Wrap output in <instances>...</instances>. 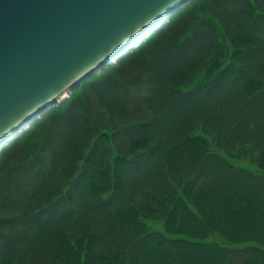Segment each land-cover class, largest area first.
Here are the masks:
<instances>
[{"label": "trees", "instance_id": "16d2710c", "mask_svg": "<svg viewBox=\"0 0 264 264\" xmlns=\"http://www.w3.org/2000/svg\"><path fill=\"white\" fill-rule=\"evenodd\" d=\"M0 264H264V0H192L4 148Z\"/></svg>", "mask_w": 264, "mask_h": 264}, {"label": "water", "instance_id": "95a60500", "mask_svg": "<svg viewBox=\"0 0 264 264\" xmlns=\"http://www.w3.org/2000/svg\"><path fill=\"white\" fill-rule=\"evenodd\" d=\"M191 1L0 0V151Z\"/></svg>", "mask_w": 264, "mask_h": 264}, {"label": "rangeland", "instance_id": "374dc122", "mask_svg": "<svg viewBox=\"0 0 264 264\" xmlns=\"http://www.w3.org/2000/svg\"><path fill=\"white\" fill-rule=\"evenodd\" d=\"M81 94V92H80ZM71 95H69V98H70ZM82 98L87 100L89 102V105H93L94 101H93V95L92 93L89 91L88 93H82L81 94ZM69 100V99H68ZM57 107V106H56ZM59 107V106H58ZM98 105H94L93 106V110H97L99 112H101L100 109H98ZM213 152L219 154V156L225 158L224 154L220 153V152H216L215 149H213ZM233 166L235 167H243L249 171H252V172H257L255 166L251 163L249 157H238V158H235V159H231V160H228ZM147 225L150 227V229H153V230H157V231H161V224L160 222H157V221H154V220H149L147 221Z\"/></svg>", "mask_w": 264, "mask_h": 264}, {"label": "bare ground", "instance_id": "6f19581e", "mask_svg": "<svg viewBox=\"0 0 264 264\" xmlns=\"http://www.w3.org/2000/svg\"><path fill=\"white\" fill-rule=\"evenodd\" d=\"M181 9H182V8H181ZM181 9H180V10H181ZM180 10H178V11H180ZM178 11H177V12H178ZM177 12H176V13H177ZM176 13H175V14H176ZM171 18H172V17H171ZM169 21H170V20H169ZM169 21H168V22H169ZM155 33H156V32H155ZM155 33H154V34H155ZM151 36H152V35H151ZM140 47H141V46H140ZM65 97H67V96H65V95L62 96V98H65ZM44 115H45V114H42V115L38 118V120H36V121L34 122V124L37 123L38 121H40L41 118H42ZM34 124H33V125H34ZM33 125H32V126H33ZM27 127H28V126H25V128H27ZM30 127H31V126H30ZM30 127H29V128H30ZM29 128H27L26 130H28ZM20 133H21V131H17V132H16L17 135L20 134ZM14 141H15V140H14Z\"/></svg>", "mask_w": 264, "mask_h": 264}]
</instances>
